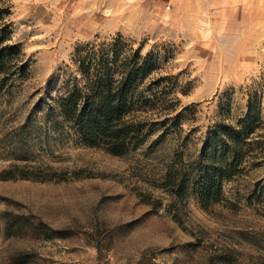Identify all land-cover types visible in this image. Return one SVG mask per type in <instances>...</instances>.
I'll use <instances>...</instances> for the list:
<instances>
[{"label":"rangeland","instance_id":"rangeland-1","mask_svg":"<svg viewBox=\"0 0 264 264\" xmlns=\"http://www.w3.org/2000/svg\"><path fill=\"white\" fill-rule=\"evenodd\" d=\"M10 3L28 75L0 95V264H264V166L246 163L207 208L167 185L264 91V0ZM118 34L152 55L147 81L165 77L155 91L175 104L150 114L168 131L123 156L84 145L58 111L77 49Z\"/></svg>","mask_w":264,"mask_h":264},{"label":"trees","instance_id":"trees-1","mask_svg":"<svg viewBox=\"0 0 264 264\" xmlns=\"http://www.w3.org/2000/svg\"><path fill=\"white\" fill-rule=\"evenodd\" d=\"M11 8L10 0H0V95L28 75L21 44L10 42L12 22L7 17ZM76 62L79 76L68 95L60 98L58 111L84 145L123 156L143 147L156 126L168 131L173 118L155 121L150 115L175 106L167 87L155 91L165 77L147 81L155 68L151 54L144 56L141 48L132 47L118 34L79 47ZM251 94L248 112L236 125L217 124L197 160L169 173L167 185L173 194L184 197L191 189L201 207L207 208L222 199L224 183L244 171L246 163L264 166V91ZM97 248L101 256L102 249ZM28 256L16 257L13 264H29Z\"/></svg>","mask_w":264,"mask_h":264}]
</instances>
